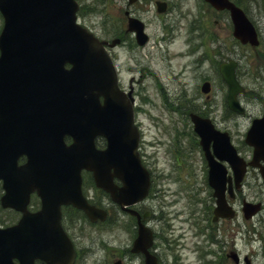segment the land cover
I'll list each match as a JSON object with an SVG mask.
<instances>
[{
    "label": "water",
    "instance_id": "water-1",
    "mask_svg": "<svg viewBox=\"0 0 264 264\" xmlns=\"http://www.w3.org/2000/svg\"><path fill=\"white\" fill-rule=\"evenodd\" d=\"M206 1L218 9L230 10L233 34L241 42L257 44L254 27L239 8L228 0ZM77 8L76 0H0L3 16L0 31V178L5 189L0 200L4 207L25 212L21 222L24 218L32 221L28 228L32 238L24 246L30 253L28 258H23L24 250L21 251L20 222L0 229V264H14V257L20 260L18 264H33L35 257L44 259L47 264L73 262L72 245L60 235L59 205L72 203L92 220L105 217L102 209L89 205L81 195L80 170L83 167L93 170L96 184L109 191L112 199L122 206L145 195V189L138 182L132 190V199H124L128 186L118 188L111 176L104 173L110 168L116 173L127 168L138 171L141 179L137 138L132 131L135 127L131 100L117 86L115 68L104 48L106 42L76 23ZM127 27L137 32L138 42L144 41L141 22L129 17ZM235 64L234 61L223 62L219 71L228 87V107L241 113L243 109L236 94L242 87L235 79ZM208 89V83H204L202 90ZM191 118L209 165L208 181L216 197L214 219L230 216L231 208L224 196L226 169L214 155L229 162L236 187L244 173L245 162L237 156L226 132L215 130L209 119L196 115ZM99 134L107 138L104 150L94 147V136ZM64 135L73 138L68 146L63 142ZM245 141L253 146L249 164L258 165L260 159L264 161V117L253 120ZM211 142L214 155L209 151ZM23 154L27 161L18 166L17 159ZM260 171L264 179V166ZM227 180L231 191V178ZM143 186H147L146 181ZM33 189L41 196L42 207L31 214L26 212V203ZM258 209V203L245 202V217ZM46 219L48 228L44 227ZM150 243V232L139 224L131 250L143 252L145 264H157L155 257L147 252Z\"/></svg>",
    "mask_w": 264,
    "mask_h": 264
},
{
    "label": "rangeland",
    "instance_id": "rangeland-1",
    "mask_svg": "<svg viewBox=\"0 0 264 264\" xmlns=\"http://www.w3.org/2000/svg\"><path fill=\"white\" fill-rule=\"evenodd\" d=\"M78 1L82 5L78 22L98 37H113L114 27H125L122 17L125 0ZM168 1L180 5L162 17L149 5L154 0H141L138 3L141 5L134 8L149 35L144 46L135 45L132 36H128L109 51L118 71L119 85L128 90L132 84L134 116L141 130L139 153L145 165L155 172L152 202L143 203V207L152 206L154 212L147 222L156 233L153 248L161 264H234L226 257L231 246L240 256L238 264H264V184L259 173L254 168L247 171L236 197L237 216L218 225L211 223L207 218L212 201L205 162L192 140L188 118L191 111L206 114L216 128L228 132L238 153L250 159L252 149L244 142V135L251 119L264 112V63L256 53L264 52V0H237L258 30L257 49L234 41L225 14L210 17L211 23L217 19L220 27L213 23L212 26L210 21L207 24L208 8L205 6L204 12L197 14L202 0ZM189 22H195L191 42ZM200 23L210 30L202 31L201 35ZM212 38L215 40L211 41ZM192 43L197 49L189 53ZM227 57L239 60L237 73L246 87V92L239 95L246 108L243 115L227 109L226 86L216 73L215 62ZM203 79L211 83L209 93L200 91ZM85 187L89 196L101 198L90 184ZM242 198L261 201L262 210L253 218L244 219L239 211ZM102 201L111 214L105 225L92 226L76 215L77 233L74 232L79 237L80 252L74 264H112L121 248H129L131 244L134 227L129 217L110 200ZM17 217L18 213L0 208V223L10 224ZM122 261L143 264L141 256L129 252Z\"/></svg>",
    "mask_w": 264,
    "mask_h": 264
},
{
    "label": "flooded vegetation",
    "instance_id": "flooded-vegetation-1",
    "mask_svg": "<svg viewBox=\"0 0 264 264\" xmlns=\"http://www.w3.org/2000/svg\"><path fill=\"white\" fill-rule=\"evenodd\" d=\"M169 5L170 4H167V7H169ZM136 6H137V4H132L130 6V9L131 10L132 9L134 10V7H136ZM150 178H151L150 179L151 183H150V187H149V193H148L147 197L145 198V201L148 200L149 202H152V196L154 194L153 188H154V181H155V176H154V171L153 170H150ZM117 183L120 185L119 182H117ZM143 202H140V203L134 205L136 207L137 211L140 213L141 216L143 214H145V213H148V211H149L148 217L149 218H153L154 217V212L152 211V206H147V209H146L147 211L146 210H143V207L141 206V204ZM94 203L97 204V205H100V201H94ZM62 224H63V227H64L65 232L68 235V237L74 243H76L75 245L77 246V249H79L78 248V239H79V237H78V235H75V232H74L75 229H74V225H73V217L72 216L67 217L66 215H64V220H63V216H62ZM231 248H232V246H231ZM79 252H80V250H77V256H78V253ZM36 264H43V262L37 261Z\"/></svg>",
    "mask_w": 264,
    "mask_h": 264
}]
</instances>
